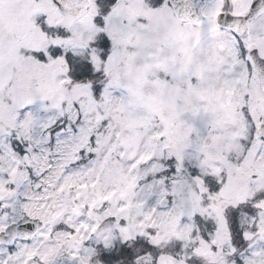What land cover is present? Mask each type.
<instances>
[{"label":"snow or ice","instance_id":"obj_1","mask_svg":"<svg viewBox=\"0 0 264 264\" xmlns=\"http://www.w3.org/2000/svg\"><path fill=\"white\" fill-rule=\"evenodd\" d=\"M0 264H264V0H0Z\"/></svg>","mask_w":264,"mask_h":264}]
</instances>
